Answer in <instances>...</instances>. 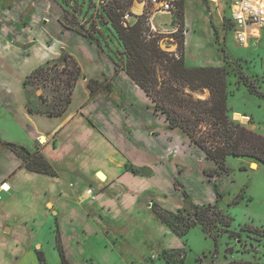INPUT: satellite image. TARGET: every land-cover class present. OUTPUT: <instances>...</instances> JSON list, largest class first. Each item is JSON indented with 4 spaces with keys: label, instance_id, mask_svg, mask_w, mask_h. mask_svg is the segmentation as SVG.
Returning <instances> with one entry per match:
<instances>
[{
    "label": "crops",
    "instance_id": "obj_1",
    "mask_svg": "<svg viewBox=\"0 0 264 264\" xmlns=\"http://www.w3.org/2000/svg\"><path fill=\"white\" fill-rule=\"evenodd\" d=\"M182 1L183 53L187 67L203 65L189 63L187 50L192 48L207 55L203 47L207 41L199 36L200 31L207 28L214 46H217L213 39L214 29L228 31L235 47L250 50L259 58V70L255 74L261 70L264 74V30L254 31L245 44H238L230 21L231 0ZM78 2L80 8L73 10L76 15L68 13L80 27L79 21L84 20L87 13L88 16L94 13L87 12L85 4L96 6L89 0ZM133 3L132 17H139L147 12L146 8L150 9L145 0H133ZM136 6H140V13L134 12ZM67 11L62 0H0V187L4 184L9 189H0V251L8 249L14 256L20 251V243H24V235L32 241L37 233L34 228H42L45 221L51 223L52 215L58 220V216L65 213L63 202L70 199L73 203L75 197L78 200L92 197L83 191L84 184L95 182L97 187L104 188L95 194L92 204L100 202L99 197H114L112 202L116 206L127 207L142 196L139 189L143 185L148 189L146 181L150 182V178L127 171L126 164L139 169L161 162L156 171V177L160 178L166 165L175 168L173 162L181 165L185 161H181L179 149L182 140H189L188 137L179 129H169L164 116L154 110L145 93L123 70H117L110 51L62 25L61 18ZM150 13L151 32H157L158 23L154 22L157 16L168 14L169 19H163L165 23H172L174 16L172 12ZM168 29L170 34L175 31L170 24ZM65 53L76 60L84 77L76 82L66 111L59 116H48L43 111L45 102L39 99L42 92L34 89L31 99L24 81L34 69L58 61ZM90 80L105 82L107 88L91 95L87 86ZM263 86L258 87L259 93L252 94L264 98ZM243 118L250 122L252 130L264 136V124L257 123L251 112L239 115L234 121ZM169 134L175 136L169 144L177 147L176 155L173 152L165 155L168 144L165 149L164 145L170 142L166 138ZM4 143H14L31 151L38 147V152L52 165L57 176L27 171L22 160ZM235 159L238 162L233 160L234 164L242 165L239 171L260 169L264 173V165L260 162H256L255 169L246 170V159ZM230 161L228 159L227 163ZM214 168V163L207 160V170ZM98 173L104 176V182L96 179ZM222 175L228 176L221 173L207 182L216 187ZM219 195L212 191L207 204H214ZM130 198L134 199L132 203ZM23 204L32 205V210L36 208L37 211L29 215L17 213ZM74 205L76 212L70 213L72 217L78 214L77 200ZM25 255L27 253H23Z\"/></svg>",
    "mask_w": 264,
    "mask_h": 264
},
{
    "label": "rangeland",
    "instance_id": "obj_2",
    "mask_svg": "<svg viewBox=\"0 0 264 264\" xmlns=\"http://www.w3.org/2000/svg\"><path fill=\"white\" fill-rule=\"evenodd\" d=\"M111 1L114 0H102V5H110ZM91 5L86 3L85 8L88 7L87 12L93 13L97 7L92 8ZM140 10V6L134 7L135 13H140ZM148 10L150 11L148 8L145 9V11ZM169 17L168 14H162L154 19V22L162 27L156 24L157 32L153 34L159 37L158 45L161 50L179 56L177 40L171 37V31L168 29L169 24L174 26L175 33L177 26L170 22L165 23L163 20ZM86 18L88 22L92 21L88 13L85 15ZM133 21L131 20V23ZM224 28L227 30V26ZM99 32L100 35L96 36V39L100 47L110 51L117 59H122V50L119 49V42L113 37L111 29L104 26ZM213 34L217 46L210 41L207 28L200 31L199 36L207 41L203 45L207 49V55L188 48V62L203 64L199 67H224L228 72L229 117L236 120L239 115L251 112L257 123L264 124V98L252 94L259 93L258 87L264 85L263 71L255 74L259 70L260 62L257 60L259 58L250 50L235 47L228 31L214 29ZM52 63H57L59 69L63 67L62 57ZM242 80L250 84L253 92H249ZM26 87L31 99H33L34 89L36 91L38 88L42 92L41 95L47 99L43 108L44 112H47L54 103L59 102L56 99L58 94L49 80L42 86L39 84L37 88L29 85ZM262 91L264 92V86ZM197 96L206 98L208 91ZM239 123L243 125L241 121ZM248 124L244 125L252 130L250 122ZM170 135L166 137L170 142H165L164 149L168 144L165 155L172 152L176 155L177 147L173 143L169 144L171 138L175 139V136ZM180 135H183L181 131ZM37 145L41 146L40 143ZM179 150L180 158L183 159L181 161L184 159L185 161L181 165L173 162L175 168L166 165L160 173V178L156 177V171L161 162L146 168L139 167V169L130 164L125 165L127 171L136 169L140 176L150 178V182L146 181L149 185L148 189L145 190L143 185L139 189L143 193L142 196L135 200L130 198L131 203L134 200L130 206L122 208L116 206L112 202L114 197H99L101 203L93 202L92 204L95 194L102 192L104 188H99V185L97 187L95 182L92 185L84 184L83 191L86 193L91 189L92 197L89 199L83 197L82 200L75 197L73 203L67 199L63 202V206H66L65 213L60 214L58 220L52 215L49 220L51 223L45 221V226L42 228H34L37 233L33 235L32 241H29L31 237L24 235V243L23 245L20 243V251L16 255L18 259L8 249L0 251V264H40L35 251H41L44 254L45 264H61L55 245L57 234L60 236L70 264H226L231 261L241 264H264V173L260 169L256 172L239 171L242 170V165L234 164L237 160L229 157L231 161L227 166L232 169V172L227 177L222 175L215 187L212 182H207L208 178L204 173L207 171V160L203 152L186 138L182 140ZM189 161L194 162L195 165ZM246 161L248 162L244 167L246 170H253V167H256L257 161L252 159H246ZM248 165H250L249 168ZM212 191L223 195V197L219 195L218 202L214 203L216 208L212 211L218 212L229 220L230 228L222 227L220 222L215 220V223L207 226L205 230L195 226L185 236L177 237L161 224L151 211L152 205L156 203L175 214H178L179 210L178 217L184 221L189 212L193 213L196 205H207ZM105 192L108 191L105 190ZM110 196L113 195L110 194ZM237 196H242L243 199L238 204H233ZM76 200L79 205L77 206L78 214L72 217L70 213L76 212L74 205ZM36 211V208L32 210V205L23 204L16 212L29 215ZM212 211H209L208 217H211ZM230 232L236 235L231 236ZM209 233L216 239V245L208 235ZM29 242L32 244L31 248ZM23 253L27 255L23 256Z\"/></svg>",
    "mask_w": 264,
    "mask_h": 264
},
{
    "label": "trees",
    "instance_id": "obj_3",
    "mask_svg": "<svg viewBox=\"0 0 264 264\" xmlns=\"http://www.w3.org/2000/svg\"><path fill=\"white\" fill-rule=\"evenodd\" d=\"M67 5V0H62ZM110 5H102L101 14L97 17L99 25L108 27L113 32L122 50V59L114 57L115 65L123 70L126 75L145 93L152 102L154 110L164 116L169 129L181 130L190 143L200 149L206 160L212 161L216 168L204 171L210 180L221 173L230 174L232 169L227 166L229 157L252 159L264 165V136L246 125H241L229 117L227 85L228 72L224 67H192L185 65L183 53V1H174V14L172 23L177 26V31L171 34L177 40L179 56L167 53L158 45L159 37L151 32L148 16L145 12L137 17L135 23L126 27L122 25L125 12L129 14L133 0H114ZM76 11V8L73 9ZM69 11L61 18V23L68 29L75 30L80 35L90 39L100 46L96 36L100 30L95 29L97 22H88L84 26L75 23ZM131 15V14H129ZM104 22V23H103ZM74 25L77 28H74ZM63 67L59 69L57 63L49 62L45 66L34 69L25 79L24 85L31 87L41 86L49 80L58 94V103L46 112L48 116H59L64 113L71 102V96L78 80L83 78L81 69L76 60L68 54L62 55ZM242 83L249 92H253L246 80ZM91 95L96 91L107 88V84L96 80L88 81ZM38 89V88H37ZM204 91L208 97L199 98ZM39 99L47 103L43 95ZM32 112V109L29 108ZM23 162V167L33 173L50 177L57 176L55 169L47 159L38 152V147L31 150L14 143H4ZM134 175L139 174L136 169H131ZM183 194L186 196L185 192ZM219 197V196H218ZM216 198V203L218 202ZM242 197H236L233 204H238ZM251 201V199H249ZM215 204L205 206L196 205L193 213L189 212L184 221L171 211L154 203L151 211L157 220L171 230L177 237L185 236L195 226L205 230L207 226L219 221L222 227L230 228L231 223L214 210ZM209 211L211 217H208ZM215 218V219H213ZM231 236L236 233L230 232ZM215 242L216 239L208 234ZM61 264H70L66 258L59 234L55 238ZM38 262L45 264V257L41 251L36 252ZM226 264H241L231 261Z\"/></svg>",
    "mask_w": 264,
    "mask_h": 264
},
{
    "label": "built area",
    "instance_id": "obj_4",
    "mask_svg": "<svg viewBox=\"0 0 264 264\" xmlns=\"http://www.w3.org/2000/svg\"><path fill=\"white\" fill-rule=\"evenodd\" d=\"M67 9L69 12H73V9L80 8L81 3L78 0H67ZM84 1V0H81ZM92 1L93 5L97 7L94 10V13L89 17H93L94 22H97L95 25L96 30H100L101 26L98 22V16L101 14V5L103 4L102 0H89ZM147 6L150 7V11H147L148 23L151 15V11L153 13H170L174 9L173 0H145ZM142 16V15H141ZM134 18V22H136L137 17H132L126 13L122 18V25L124 27L132 24L130 19ZM93 20L91 22H93ZM231 23L233 26V36L235 41L238 44H245L249 35H253L254 31L264 30V0H231ZM81 26H84L87 30V18L79 21ZM90 22V23H91ZM109 27V25H107ZM150 26V25H149ZM5 185L3 184L0 189H2ZM87 195L92 196L93 192L89 189Z\"/></svg>",
    "mask_w": 264,
    "mask_h": 264
},
{
    "label": "bare ground",
    "instance_id": "obj_5",
    "mask_svg": "<svg viewBox=\"0 0 264 264\" xmlns=\"http://www.w3.org/2000/svg\"><path fill=\"white\" fill-rule=\"evenodd\" d=\"M242 120L245 122L247 119L243 118ZM255 168L256 167H253V169H255ZM96 179L99 180V181H101V182H104L105 181L104 176L101 173L96 174ZM1 190L7 191L9 189H8V187L4 186Z\"/></svg>",
    "mask_w": 264,
    "mask_h": 264
},
{
    "label": "water",
    "instance_id": "obj_6",
    "mask_svg": "<svg viewBox=\"0 0 264 264\" xmlns=\"http://www.w3.org/2000/svg\"><path fill=\"white\" fill-rule=\"evenodd\" d=\"M242 122V121H241ZM243 123V122H242ZM243 124H248V121L247 122H245V123H243Z\"/></svg>",
    "mask_w": 264,
    "mask_h": 264
}]
</instances>
